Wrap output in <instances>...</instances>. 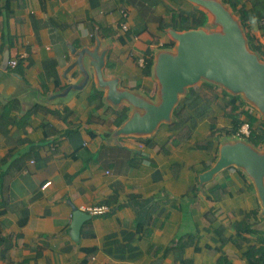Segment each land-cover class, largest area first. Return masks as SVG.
I'll return each instance as SVG.
<instances>
[{
  "label": "crops",
  "instance_id": "1",
  "mask_svg": "<svg viewBox=\"0 0 264 264\" xmlns=\"http://www.w3.org/2000/svg\"><path fill=\"white\" fill-rule=\"evenodd\" d=\"M252 1L239 8L250 10ZM195 7L190 0H0V234L14 240L10 263L81 264L89 256L88 264H247L248 249L261 247L264 205L246 171L232 165L204 179L228 138L211 137L212 127L232 125L225 110L215 101L189 139L171 121L148 134L123 133L133 109L109 98L93 64L95 54L102 80H117L118 91L156 101L154 66L147 75L140 59L151 52L155 65L172 49L174 15ZM247 23L245 34L263 44L264 19ZM216 91L221 102L228 91ZM121 106L127 115L118 124ZM99 204L112 210L89 214L73 239L74 208ZM250 212L255 233L238 235L235 224ZM180 238L183 251L174 245Z\"/></svg>",
  "mask_w": 264,
  "mask_h": 264
},
{
  "label": "water",
  "instance_id": "2",
  "mask_svg": "<svg viewBox=\"0 0 264 264\" xmlns=\"http://www.w3.org/2000/svg\"><path fill=\"white\" fill-rule=\"evenodd\" d=\"M190 1L196 4L195 2L202 3L206 0ZM221 3L216 4V7L223 24L222 30L211 32L203 27L173 30L175 45L172 49L161 51L153 65L154 75L160 84L159 99L156 101L129 90L118 91L117 80L103 81L101 59L92 54L93 64L99 70L101 86L110 87L109 98L116 105L126 100L133 109L121 128L123 133L144 135L164 122H172L174 109L190 88L185 86L202 78L222 84L231 94H242L245 100L254 103L264 114V60L249 48L238 17L222 1ZM6 63L5 60L4 65ZM236 139L222 145L219 158L204 174V179H211L225 167L239 166L252 179L264 205V150L259 152L245 139ZM89 218L90 215L74 208L70 223L73 239L79 240L81 226Z\"/></svg>",
  "mask_w": 264,
  "mask_h": 264
},
{
  "label": "trees",
  "instance_id": "3",
  "mask_svg": "<svg viewBox=\"0 0 264 264\" xmlns=\"http://www.w3.org/2000/svg\"><path fill=\"white\" fill-rule=\"evenodd\" d=\"M223 2L228 4L235 13L239 14L241 23L244 27L247 26V21L255 20L261 22L264 19V11L262 9L264 0H253V8L250 10L239 8V4H241L242 0H223ZM175 15L173 27L180 31L205 26L208 21L207 14L196 7L188 11L180 9L178 14L176 16ZM247 37L249 48L259 54L262 53V59L264 60V50L262 49L261 44H255L253 36L250 34H247ZM174 45L175 42L170 46ZM147 55L149 56L145 58L144 72L149 75L152 73L154 59L151 52L147 53ZM219 88V85L208 81H205L196 87H191L187 95L181 99L179 104L174 109L173 121L169 128L173 131H178V135L182 138L189 139L197 124L210 115L212 112V104L216 101L231 118L232 125L230 128L220 130H213L214 127H212L211 137H214L217 133H221L224 136L236 138L238 137L237 132L241 125L245 121H248L251 126V133L248 137H244L243 139L252 144L255 148H261L264 145V120L258 118V116L253 114L249 109L245 108L246 102L240 95H233L224 91L221 96L222 101H218L217 97L219 94L216 90ZM92 96H97L96 98L101 99L102 93L95 89L92 92ZM92 100H94V98ZM100 104H102L101 101L97 105ZM106 111L111 112V109L108 108ZM117 114L119 116V119L117 118V123L119 124L123 118L126 117L127 108L121 106L117 111ZM95 118L94 113H92L91 120ZM44 128L47 135H50L54 131V129L49 125H45ZM209 143L210 140L207 141V144ZM251 214L253 215L254 212L247 213L245 218L235 224L238 235L242 232L255 233V231L251 228V223L248 222ZM243 225L245 226L242 227ZM259 234L261 233L259 232ZM261 242V247H250L248 249L246 253L248 258L247 264H264V234H262ZM174 245L177 249L179 248V250L183 251L187 246V243L183 242L182 238H180ZM13 246L14 240L12 238L5 237L0 234V259L8 261L9 264H13L10 263V255H8ZM88 258L89 256L81 264H88ZM18 264L24 263L22 262Z\"/></svg>",
  "mask_w": 264,
  "mask_h": 264
},
{
  "label": "built area",
  "instance_id": "4",
  "mask_svg": "<svg viewBox=\"0 0 264 264\" xmlns=\"http://www.w3.org/2000/svg\"><path fill=\"white\" fill-rule=\"evenodd\" d=\"M122 15L123 16H126V13L125 11H122ZM122 29L123 30H127L128 29V26H127V23H122ZM262 46V49L264 50V43L261 44ZM140 63L141 65H143L145 63V59L142 58L140 59ZM11 66L12 67H15L16 66V61H12L10 62ZM251 133V126L250 124L248 123V121H245L240 129L238 130L237 132V136L240 137V138H244V137H248ZM50 184V182H47L44 187L48 186ZM80 209L82 211H85L91 215H100V214H104L106 212H108L110 210V207L107 206V205H98V206H81Z\"/></svg>",
  "mask_w": 264,
  "mask_h": 264
},
{
  "label": "bare ground",
  "instance_id": "5",
  "mask_svg": "<svg viewBox=\"0 0 264 264\" xmlns=\"http://www.w3.org/2000/svg\"><path fill=\"white\" fill-rule=\"evenodd\" d=\"M221 1L223 2V0H206L205 2H195L196 4H198V6L200 7V8H202V9H204V10H202V11H204L206 14H207V16H208V19H209V17H210V23H212V22H218V24H219V30H222V28H223V24H222V22H221V20H220V17H219V9L216 7V4H222L221 3ZM224 3V2H223ZM228 8H230L232 11H233V9L228 5V4H226V3H224ZM225 5H223L224 7H225ZM227 7H225V9L227 8ZM227 8V9H228ZM200 10V9H199ZM229 10V9H228ZM230 11V10H229ZM233 13L235 14V12L233 11ZM209 14V15H208ZM208 22V21H207ZM207 24V23H206ZM243 26V25H242ZM203 28H204V26H202ZM198 28H200V27H198ZM243 28H244V26H243ZM180 31V30H179ZM183 31V30H182ZM247 36V35H246ZM247 40H248V37H247ZM176 43V42H175ZM173 47V46H172ZM201 81V79L199 80V81H196L195 83H193V84H189V85H187V86H185V88H188V87H191V85H193V86H195V85H197L199 82ZM220 88H222V87H220ZM171 113V112H170ZM43 188H45L44 186H43ZM99 205H107V206H109L108 204H99ZM91 206H98V205H91ZM110 207V210L108 211V212H106V213H109L111 210H112V208H111V206H109ZM78 210H80V211H82L81 209H78ZM82 212H84V213H87V212H85V211H82ZM106 213H104V214H106ZM88 215H89V213H87ZM91 215V214H90ZM100 215H103V214H100ZM94 216V215H93ZM96 216H99V215H96Z\"/></svg>",
  "mask_w": 264,
  "mask_h": 264
},
{
  "label": "rangeland",
  "instance_id": "6",
  "mask_svg": "<svg viewBox=\"0 0 264 264\" xmlns=\"http://www.w3.org/2000/svg\"><path fill=\"white\" fill-rule=\"evenodd\" d=\"M193 5L199 7L197 4H194V3H193ZM204 28H205L207 31L216 32V31H219V24L214 23V22L210 23V20L208 19V22H207V24L204 26ZM174 50H175V48H174ZM253 52H254V51H253ZM254 53H255V54H256L261 60H263V59H262V53H261V54H259V53H257V52H254ZM205 81H208V79H206V78H202L201 81H200L197 85L192 86V87H196V86L202 84V83L205 82ZM208 82H210V81H208ZM212 83H213V82H212ZM215 84H217V83H215ZM217 85H219V87L224 88L222 84H219V83H218ZM190 88H191V87H190ZM190 88L187 89V93H188V91H189ZM229 93H230V92H229ZM230 94H231V93H230ZM233 95H234V94H233ZM240 96L242 97V94H241ZM184 97H185V96H184ZM184 97H182V98H184ZM154 99H157V100H158L159 98L156 97V98H154ZM246 101H247L249 104L252 105V107L254 108V110H256V111H253V112H255L254 114H255L256 116H258V118H261V119L264 120V114H263V112L258 108V106H256L254 103L250 102L249 100H246ZM222 137H228V138L221 139V141L224 142V143H226V142H231V141H234V140H237L235 137H229V136H224V135H222ZM257 150H258L259 152H263V150H264V145H263L261 148H257Z\"/></svg>",
  "mask_w": 264,
  "mask_h": 264
}]
</instances>
